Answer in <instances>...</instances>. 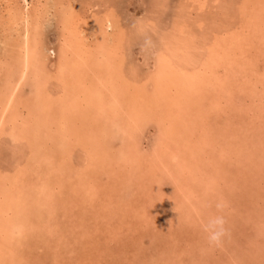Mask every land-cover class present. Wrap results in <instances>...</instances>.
<instances>
[{"label":"bare ground","instance_id":"1","mask_svg":"<svg viewBox=\"0 0 264 264\" xmlns=\"http://www.w3.org/2000/svg\"><path fill=\"white\" fill-rule=\"evenodd\" d=\"M182 1L175 5L180 14L172 18L169 33L162 34L156 65L150 73L134 74L137 81L118 68L122 35L108 32L110 15L86 19L84 8L77 12L63 0H36L33 6L24 0L22 8L8 13L4 24L17 42L8 50L6 41L0 55V137L11 154L0 165V264L26 261L25 248L44 246L46 236L57 252L70 236L55 220L72 215L79 197L95 224L113 227L121 241L140 220L172 226L181 217H199L213 198L219 206L227 204L229 179L248 196L263 188L264 130L250 124L251 108L242 100L259 103L264 95V0L250 18L243 2L242 18L230 9L233 17L226 18L225 10L238 3ZM193 2L199 9L188 18ZM204 6L208 13H202ZM55 17L66 32L51 48L54 60L48 66L42 29ZM224 17L229 26H220ZM83 19L84 31L78 30ZM205 19L208 24H202ZM150 120L158 131L144 150L137 129ZM252 144L259 151L251 150ZM25 153L27 164L40 161L41 182L25 181L26 167L19 162ZM101 174L106 175L99 184ZM123 214L129 227L122 226ZM147 235L136 243L122 241L123 262L171 264L173 249L165 250L166 257L159 250L157 259L151 246L156 234L149 235L150 245L144 243Z\"/></svg>","mask_w":264,"mask_h":264},{"label":"rangeland","instance_id":"2","mask_svg":"<svg viewBox=\"0 0 264 264\" xmlns=\"http://www.w3.org/2000/svg\"><path fill=\"white\" fill-rule=\"evenodd\" d=\"M35 1L36 0H27L30 6H33L32 4H34ZM63 1L74 3L76 7L75 10L77 12H79V10L82 11V9L84 8L85 11L84 16L87 17L86 19H89V16L91 14L98 15V17L99 15L100 16L110 15L113 28H108V32H112L113 30L114 32H117L119 35H122L121 44H120L121 47L117 52L119 56L118 60L120 61V64L117 63L118 68L120 69V71H123V73L125 74L124 78L129 77L130 78L129 80H135V81H137L138 79H135L137 77L133 78V76H135L134 74H137L139 72L143 74L144 73L146 74L147 72L150 73L154 64L156 65L157 63L156 54L158 52L159 47L162 45V43L160 42L163 40L162 34L164 35L167 31L169 33L171 29L172 18L176 17L177 15L179 16L180 14L179 11L174 10L175 5H177L178 3L181 5V3H183L182 0H63ZM216 1L218 2L219 7H221V5L223 7L226 4V2L228 3V5H234V6L236 3H238L236 4L238 5L236 6L238 9L236 7L230 6L227 8V10H225V12L227 11L225 16L226 18H228L230 15L232 16L231 14L232 12L228 11L229 9L235 11L233 12V14L235 13V15H237V18L239 17L242 18L241 15L243 14L240 15L241 12L239 13L240 11L239 5L243 2L244 8L247 9V15L245 17L248 16V18H250V16L251 17L253 16V13L255 14V11L253 10L257 9L258 4L263 0H245V1L216 0ZM23 3L24 0H0V35H1L0 55L1 56L3 54L2 51H4L3 47L6 41L9 42L8 43L9 47L6 45V48L8 50L12 48L13 42L15 41L17 42L16 37L12 35L10 30L7 28L8 26L4 24V23H8L5 22L7 16L9 15L8 13L16 12L18 10V7L22 8ZM204 5H206V3ZM198 9L199 7H197L196 3L193 2L192 8H190V14L188 18H192L191 13L193 15ZM51 10L53 11V9ZM202 11H203L202 13L204 12L208 13L206 6H204ZM225 17L223 19H225ZM223 19L220 20V26H224V25L227 26L228 24L229 25L231 24L230 19H225L224 21ZM189 20H187L188 23ZM205 20L202 24L209 23L207 19ZM84 21L85 20L83 19L79 22V24H77L79 25L78 30L84 31V27H85L83 24ZM61 22L62 21H60L56 17L48 18L47 23L44 25L42 29L43 31L42 35L44 39L43 44L45 46L44 51L48 56V60H47L48 66L50 65V63H53L54 60L53 54L50 52L51 48H56L60 40L63 38L64 35L63 33L66 32V30L64 29L66 27L63 26ZM88 40L91 41L90 43L93 42L91 38ZM9 55H13V54H9ZM9 60L10 62H13V64H17L15 62L14 57L13 58L10 57ZM15 66L16 65H13V68L17 69ZM2 68L4 67H0V69ZM0 71L2 72V70ZM236 78L238 77L236 76ZM17 80L19 79L17 78ZM240 86L242 87V81L240 83ZM236 88H238V84ZM24 89L25 91L28 90V88H24ZM258 90L263 92L260 86ZM253 96L252 98H254ZM254 99L248 98L242 101L245 102L244 104L245 108L246 107L251 108L250 113L248 114L249 117L251 118V119L249 118L250 124L252 123L253 125L255 123L256 128L258 127L260 128V130L263 131L264 130V95L259 103L256 100L254 101ZM246 102L250 103L251 105H246ZM186 119H188V121H191L189 120V118H187V116ZM187 123L189 124V122ZM109 130L107 132L105 131V133L108 134ZM137 130L139 132H137L138 138L136 139H138L137 141L140 144V147L144 150L148 149L151 142L157 135L158 129L156 127V123H154V121L152 120L147 121L143 124V126H141ZM108 136H106L107 139L109 138ZM2 137L3 136L1 135L0 137L1 166L7 164V162H3L2 158L7 159L8 157H11V154L9 153L10 147L9 144L7 143L8 141L7 139H4ZM108 142H111L112 144V141H109V139ZM250 146H251V150L253 151L255 150L259 151V149L261 148L253 144ZM15 155L17 154L15 153ZM254 155L257 156L255 152ZM25 156L26 153L25 155L20 154L19 157V162L22 163L21 166L26 167L25 181L28 182V184H31V182L32 183L41 182L43 179V174H42L43 172L40 169V161L39 160L36 162L33 161L27 164L26 160L24 159ZM15 158H17V156ZM234 163L237 162L233 160L232 162L233 166ZM221 171H225V170H221ZM236 171L237 170H234L233 172L236 173ZM105 175L106 174L100 175V177L98 178L99 184H101L99 180H105ZM225 179L226 177H224L223 180H220V182L223 184ZM228 181L230 182V179ZM228 181H226L227 187L232 188V190L231 191L227 190L225 194L223 193V196L226 198L227 201V204L223 205L224 207L219 206L218 204L219 202L217 203V199L213 198V201L210 202L208 205L209 206L208 210L205 208L206 207L205 206L203 208V211H201L199 217L196 218L181 217V219L176 221L178 224L174 223L172 226H170V224L168 225L162 223L154 224L151 223L150 221L147 222L144 220H140L141 221L140 224L136 225V227L133 228L132 230H129L127 234L128 237L124 238L121 241H120V236L116 234V232L113 230V227L105 230L104 227L102 226L100 227V224L98 225L95 224L96 220L92 219L93 216L89 209L90 206H87V204L84 203L82 197H79L76 206L71 205V207H73L72 215H69L65 218L63 216L61 218V220L63 219L62 221L58 220V218H56L55 220L58 222L57 226L61 229L62 233L64 235L66 234L68 237L70 236L68 238L67 243L62 244L61 248H59L57 252H55L50 247L51 239H48V236H46L45 238L42 239L45 240L47 243L44 246H40L39 244L34 245L33 246L35 248L34 250L32 249L33 247L29 248L30 245L28 244L29 245L28 248L27 247L25 248V252L26 251L28 252L27 260L26 261L23 260L22 262L17 261V264H125L122 259V256H124V254L121 255L118 250L119 245L122 243V241L124 243L125 242L136 243L139 237L142 238V234L144 235V233L149 235L156 234L155 239L152 240L154 245L151 244L152 242L150 241V238L152 239L153 237H149V235H147L148 237L147 236L144 237V243L146 245L151 244L157 259L161 258L158 253L159 250L163 254V256L166 257L167 253H165V250L168 249V247L173 249V254L175 252L176 256L174 257L170 255L171 258H173L171 264H198V263L199 264H264V258H263L264 186L263 188L262 187L259 188V190L255 194L248 196L247 195L248 191H246L242 187H238L237 185H236L237 187L235 186V188H233L231 183H229ZM224 187L225 186H223L222 188ZM65 197H67L68 199H71V197L77 198L78 194H73V196L71 197L65 195ZM232 211L234 212L233 213L234 216L230 215V212ZM212 212L213 215H211ZM127 213L130 214L131 216L133 215L132 212H127ZM205 213H209L211 216H207L205 215ZM125 216L126 215H124L123 217L124 223L122 222L123 223L122 226L124 227L126 225L129 227V223L126 224V222H128L126 220L127 216L126 218ZM215 217H220L223 220V225H222L223 234L220 236L217 242H212L208 238L209 232L207 226L209 224V221ZM96 218L99 220L98 216H96ZM119 220L121 221V219ZM116 224L117 221L115 225ZM169 233L171 234V236ZM164 241H166L167 244L163 245Z\"/></svg>","mask_w":264,"mask_h":264},{"label":"clouds","instance_id":"3","mask_svg":"<svg viewBox=\"0 0 264 264\" xmlns=\"http://www.w3.org/2000/svg\"><path fill=\"white\" fill-rule=\"evenodd\" d=\"M223 220L220 217H215L209 221L207 226L209 232V240L212 242H217L220 236L223 234Z\"/></svg>","mask_w":264,"mask_h":264}]
</instances>
